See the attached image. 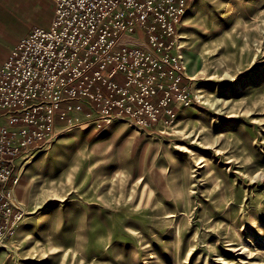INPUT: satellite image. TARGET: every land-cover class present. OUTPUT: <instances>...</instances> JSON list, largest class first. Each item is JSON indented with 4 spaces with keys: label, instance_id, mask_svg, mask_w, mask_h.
Returning <instances> with one entry per match:
<instances>
[{
    "label": "rangeland",
    "instance_id": "rangeland-1",
    "mask_svg": "<svg viewBox=\"0 0 264 264\" xmlns=\"http://www.w3.org/2000/svg\"><path fill=\"white\" fill-rule=\"evenodd\" d=\"M178 34L16 159L0 264H264V0H192Z\"/></svg>",
    "mask_w": 264,
    "mask_h": 264
},
{
    "label": "built area",
    "instance_id": "built-area-1",
    "mask_svg": "<svg viewBox=\"0 0 264 264\" xmlns=\"http://www.w3.org/2000/svg\"><path fill=\"white\" fill-rule=\"evenodd\" d=\"M53 16L10 49L0 65V215L16 159L58 138L80 101L131 87L124 62L180 48L178 25L192 0H50Z\"/></svg>",
    "mask_w": 264,
    "mask_h": 264
},
{
    "label": "crops",
    "instance_id": "crops-1",
    "mask_svg": "<svg viewBox=\"0 0 264 264\" xmlns=\"http://www.w3.org/2000/svg\"><path fill=\"white\" fill-rule=\"evenodd\" d=\"M53 16L49 0H0V64L32 27L47 26Z\"/></svg>",
    "mask_w": 264,
    "mask_h": 264
},
{
    "label": "bare ground",
    "instance_id": "bare-ground-1",
    "mask_svg": "<svg viewBox=\"0 0 264 264\" xmlns=\"http://www.w3.org/2000/svg\"><path fill=\"white\" fill-rule=\"evenodd\" d=\"M241 81H244V80H241ZM244 83V82H243ZM235 92H237V90H235Z\"/></svg>",
    "mask_w": 264,
    "mask_h": 264
}]
</instances>
